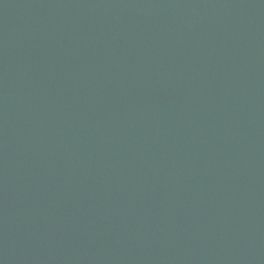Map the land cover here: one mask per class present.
Segmentation results:
<instances>
[{
  "label": "water",
  "instance_id": "obj_1",
  "mask_svg": "<svg viewBox=\"0 0 264 264\" xmlns=\"http://www.w3.org/2000/svg\"><path fill=\"white\" fill-rule=\"evenodd\" d=\"M0 264H264V0H0Z\"/></svg>",
  "mask_w": 264,
  "mask_h": 264
}]
</instances>
